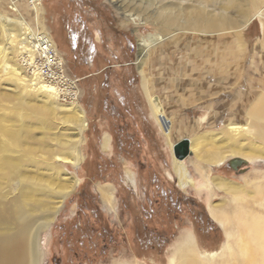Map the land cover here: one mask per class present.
I'll list each match as a JSON object with an SVG mask.
<instances>
[{
	"label": "rangeland",
	"instance_id": "obj_1",
	"mask_svg": "<svg viewBox=\"0 0 264 264\" xmlns=\"http://www.w3.org/2000/svg\"><path fill=\"white\" fill-rule=\"evenodd\" d=\"M40 2L43 13L37 16L30 0H0V47L4 52V58L0 57V207L18 196L27 203L33 199L34 189L74 182L56 217L38 237L41 264H169L181 235L186 234L202 261H207L204 255H213L209 264L221 262L228 254L223 251L229 240L226 232L232 236L236 228H220L207 206L223 202L233 207L237 203L217 189L199 191L198 187L205 184L207 175L237 188H251L252 183L264 181V160L245 159L247 163L236 169L229 161L243 158L230 156L215 167L205 164L211 149L203 135L219 133L230 122L249 125L245 113L238 116L237 107L227 111L240 101L228 89L238 83L237 66L218 80L220 76L206 63L207 54L243 59L239 69L242 87L235 90L243 93L247 109L251 103L246 98L248 87L264 76L261 20L254 18L243 28V0L237 10L226 11L229 26L210 32L180 30L154 20L153 13L161 3L179 5V0H152L147 12L137 10L149 20L143 27L124 23L110 0ZM135 7L143 8V4L138 2ZM183 8L189 11L191 5L183 4ZM245 10L254 13L249 6ZM17 19L30 28L26 35H39L43 28L53 39L66 79L73 82L60 84L41 75L42 82L57 89V95L22 88L3 67L8 65L22 76L34 73L22 61L23 54L21 60L18 49L7 41L6 36L21 38ZM36 20L42 28L38 29ZM160 33L169 36L150 49L145 64L138 67L139 40ZM146 86L171 122L169 139L151 115ZM72 104L78 106L86 124L77 144V167L60 160L68 156L78 138L75 119L69 113ZM226 112L229 116H224ZM184 138L198 141L202 160L199 169L190 148L191 154L182 162L195 185L182 189L173 173L170 142L174 145ZM133 177L137 178L135 188L128 184L129 180L134 185ZM105 185L114 188L111 205L99 194V187ZM39 198L41 195L35 199ZM243 201L240 203L264 214V200L254 191Z\"/></svg>",
	"mask_w": 264,
	"mask_h": 264
},
{
	"label": "bare ground",
	"instance_id": "obj_2",
	"mask_svg": "<svg viewBox=\"0 0 264 264\" xmlns=\"http://www.w3.org/2000/svg\"><path fill=\"white\" fill-rule=\"evenodd\" d=\"M41 0H30L31 9L34 15H42L43 8ZM115 4L116 8L122 14L124 23H133L136 27H143L149 20L137 12L145 13L148 7L152 5V0H110ZM136 6L138 2L143 4V8L130 6L133 2ZM242 0H179V5L173 3H161V6L154 12V20L156 22H163L168 26H178L180 30L199 31L205 29L212 31L215 28L223 29L229 26V14L226 12L229 9L237 10L241 6ZM183 4L191 5V10L186 11ZM253 9V14H249L245 7ZM138 8V9H136ZM207 8V10H206ZM217 10V15L212 13ZM151 15V14H150ZM36 16V17H37ZM149 16V15H148ZM151 17V16H149ZM254 18L261 20V28L264 32V0H243V28L246 27ZM40 19V17H38ZM16 24L20 22L19 26L22 27L21 38L7 37V41L17 50L18 57L22 60V54L26 65L34 72L31 75L22 76V73L8 65H4L11 72V76L21 85L24 89H34L45 95H57V89L52 84L42 82V71L36 64L35 47L32 43L34 37L40 38L45 42H51L53 39L46 33H43V26L36 20L38 29L41 27V33L32 35L27 32L30 28L25 22L17 19ZM37 29V30H38ZM30 31V30H29ZM172 31H176L175 29ZM169 36V33H160L155 35H147L139 40L137 44V65L142 67L145 64V57L147 52L154 46L159 44ZM264 37V36H262ZM31 39V41H30ZM54 42V41H52ZM21 44V45H20ZM20 45V46H19ZM180 45V42L178 43ZM260 45L264 49V38ZM19 46V47H18ZM205 53V52H203ZM0 57L4 58V52L0 47ZM208 61L206 62L210 69L218 74V80L222 77L223 73H227L233 66H237L234 71L235 81L233 88H228L230 95L237 93L236 96L240 101H235V105L227 107L228 112L238 110V116L242 118L243 113L249 120L247 127L238 126L237 124L228 123L225 129L219 133H206L204 136L206 142L210 146V155L205 159V164L210 167L220 166L222 162L230 157L237 156L253 162L255 159L264 160V76L262 80L255 81L247 89L246 98L251 101L247 109L243 104V93L236 92L235 89L242 87L241 74L239 69L243 65V59L240 57L237 61L234 57L231 58L227 54L216 53L212 57L207 54ZM3 61V60H2ZM62 61V59H61ZM208 73V72H207ZM43 76V75H42ZM209 76V75H208ZM207 76L202 79H206ZM54 78L60 84L59 74ZM67 80V79H66ZM225 80V79H224ZM143 86L145 85V78H142ZM67 82L71 85L72 81L69 79ZM220 83V82H219ZM225 84V82H222ZM240 83V84H239ZM239 84V85H238ZM226 87L224 88V90ZM147 101L150 107V112L155 120V123L162 129L164 135L169 139L171 122L165 114L164 108L157 100L154 99L149 93L147 86L144 89ZM261 91V93H260ZM225 93V92H224ZM226 94V93H225ZM69 112L75 119V127L77 134V141L71 146V152L68 156L61 157V161L69 163L73 167H77L80 162V153L77 144L80 143L82 132L86 129V124L83 115L76 104H72ZM226 112L224 116H229ZM227 114V115H226ZM201 136V138H203ZM255 140L254 142H251ZM191 151L195 153L196 161L194 165L200 169L202 153L198 150V141L196 139L189 142ZM173 144L170 142L172 150ZM174 158V157H173ZM173 173L177 179L180 188L194 187L195 183L190 177L188 167L177 159H173ZM206 178L205 184H200L198 189L211 190L217 189L225 195H229L233 202L237 205L229 207L225 203L209 204L207 211L209 216L216 222V224L226 229L234 227L236 233L233 232L230 236L226 232V238L231 239L226 243L223 248L224 252H228L226 258L221 262L214 264H264V214L249 208L247 205L240 203L252 191L258 195L260 200H264V181H257L252 183L251 188L248 187H235L231 182L222 178ZM132 178V184H133ZM245 181V185H248ZM74 182L71 185H58L51 188L45 186L40 190L34 189L27 203H24L21 197H15L9 204L0 207V264H41V254L37 245L38 237L44 233L49 225L56 217L60 206L66 195L70 194L73 190ZM100 196L106 201L107 205H111L114 194V188L110 186L99 187ZM42 198L35 199L38 196ZM49 196V197H48ZM244 202V201H243ZM240 203V204H239ZM229 233V234H228ZM206 262L202 261L204 258L196 251L192 243V238L186 234L181 235L179 242L173 250L172 256L169 258V264H209L213 255H204ZM202 259V260H201Z\"/></svg>",
	"mask_w": 264,
	"mask_h": 264
},
{
	"label": "built area",
	"instance_id": "obj_3",
	"mask_svg": "<svg viewBox=\"0 0 264 264\" xmlns=\"http://www.w3.org/2000/svg\"><path fill=\"white\" fill-rule=\"evenodd\" d=\"M38 33V32H36ZM53 41V40H52ZM45 42L39 37H34L32 43L35 47L36 64L42 71V75L48 81H55L53 78L59 74V81L68 83L64 73L63 62L54 42Z\"/></svg>",
	"mask_w": 264,
	"mask_h": 264
},
{
	"label": "water",
	"instance_id": "obj_4",
	"mask_svg": "<svg viewBox=\"0 0 264 264\" xmlns=\"http://www.w3.org/2000/svg\"><path fill=\"white\" fill-rule=\"evenodd\" d=\"M191 154L190 152V145L189 140L187 138L181 139L178 142H176L172 147V155L175 159L179 161H183L185 158H187ZM247 163L245 159H232L229 161L228 165L232 169H236L240 165ZM221 166V165H220ZM194 241V238H193ZM195 243V241H194Z\"/></svg>",
	"mask_w": 264,
	"mask_h": 264
},
{
	"label": "crops",
	"instance_id": "obj_5",
	"mask_svg": "<svg viewBox=\"0 0 264 264\" xmlns=\"http://www.w3.org/2000/svg\"><path fill=\"white\" fill-rule=\"evenodd\" d=\"M133 182H134L133 183L134 185H131L130 182H129V180H128L129 186H132V187L134 186V188H135L137 186V178L136 177H133Z\"/></svg>",
	"mask_w": 264,
	"mask_h": 264
}]
</instances>
